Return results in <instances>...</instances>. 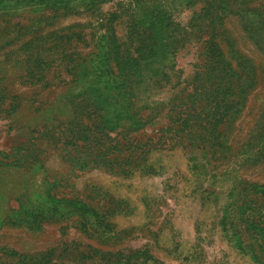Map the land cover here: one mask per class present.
I'll use <instances>...</instances> for the list:
<instances>
[{
    "label": "rangeland",
    "instance_id": "obj_1",
    "mask_svg": "<svg viewBox=\"0 0 264 264\" xmlns=\"http://www.w3.org/2000/svg\"><path fill=\"white\" fill-rule=\"evenodd\" d=\"M131 1L71 0L65 9L22 5L0 14V30L3 20L12 18L20 24L8 27L9 36L23 34L14 45L0 47V84L20 96L15 113L0 114V158L35 144L44 166L0 165V264H264V146L258 144L264 122V45L256 39L264 40V0H229L232 9L218 15L213 32L239 74L256 76L231 121L186 133L176 126L183 120L180 111L203 117L210 110L205 98L185 99L200 86L195 76L209 59L204 40L211 34L197 25L204 22L210 1L197 0L171 20L176 31L193 33L191 44L174 61H165L166 77L141 95V105L156 111L147 126L100 133L83 109L69 124L73 111L64 97L71 62L63 51L75 62L95 57L108 24L127 41ZM112 14L118 18L112 20ZM35 39L43 45L41 57L53 55L40 80L28 77L23 67L29 53L22 44ZM66 142L74 145L65 149ZM84 144L93 155L114 161L115 168L125 166L131 155L139 158L130 160L133 167L147 159L157 174L141 175L138 168L130 176L116 175L102 166L74 171V162L91 158L80 149ZM52 199H78L98 215L45 214L33 224L30 210H45V200Z\"/></svg>",
    "mask_w": 264,
    "mask_h": 264
},
{
    "label": "trees",
    "instance_id": "obj_2",
    "mask_svg": "<svg viewBox=\"0 0 264 264\" xmlns=\"http://www.w3.org/2000/svg\"><path fill=\"white\" fill-rule=\"evenodd\" d=\"M195 1L197 0H133L130 2L131 22L127 41L122 42L114 26L108 24L105 34L99 39V51L95 57L80 58L75 62V60H71L72 54L63 51L62 57L71 62L67 66L69 69L67 71L72 79L68 82L70 86L67 87L64 97L65 102H69L73 111L69 124H74L77 112L83 109L85 116L86 113H89V117L94 120L93 130L100 133L113 132L117 129L136 132L147 126L154 119L156 111L152 105H141V95L149 90L150 86L151 89H154L160 79L166 77L165 61L169 58L170 61H174L178 52L191 44L193 33L176 31L172 27L171 20L178 9L189 6ZM209 1V5L204 9V22L197 25L200 26L199 29H206L207 33L211 34L210 39L204 40L206 44L204 54L208 53L209 59L205 61L204 70L195 76V81L200 86L194 87L192 93H189L185 99L192 98L195 103L205 98L210 110L205 112L203 117L200 115L195 117L192 113H184L182 116L183 113L180 111L178 116L183 120L178 119L179 123L176 126L179 125L178 131L181 133H186L188 129L195 126L207 128V124L214 130L217 126L231 121L234 114L241 109L247 88L256 82L254 73H249L246 78H243L220 49V43L213 39V32L217 30L220 19L218 15L222 16L232 9L229 0ZM70 2L71 0H0V14L12 12L17 6L22 5H27L25 8L43 10L65 9ZM117 18V14H112V20ZM253 21L255 24H259V21H255V19ZM3 23H5V27L0 30V47L14 45L17 39L20 40L23 37V34L13 38L9 36L7 29L20 23L13 24L15 22L12 21V18L3 20ZM256 39L264 45L263 38ZM35 41H25L22 44V49L28 48L24 52L29 53L24 59L23 67L28 77H36L40 80L45 77L44 71L48 69H45L44 65L50 64L52 60L48 58H52L53 55L49 53L45 55V58L41 57L40 55H44V51H40L39 48H43V45H39V41ZM37 49L38 51L33 54L32 51ZM209 60L210 66L208 65ZM201 79L205 81V85L201 83ZM43 83H45L43 84L45 88L50 87L48 82ZM19 97L8 86L0 84V114L15 113L13 110L16 105L14 101L19 100ZM7 102L9 103L5 106ZM212 109L214 111L211 112ZM192 119H197L201 123H193ZM57 128L58 126H56ZM33 131H37V129L34 128ZM53 131L54 127L48 130L49 133ZM189 136L194 137L191 132L188 133ZM68 143L70 142H66L64 145L66 147L74 145V143ZM258 144L261 147L264 146V122ZM66 147L65 149H68ZM75 147L78 148V146ZM80 149L85 152L89 151L87 157L91 158L74 162V171L75 169L85 170L102 166L105 170L108 169L116 175L130 176L138 168H140L141 175L157 174V170L152 164H148L147 159L143 166L133 167L135 161L131 164L130 160L139 158L134 159L129 155L125 159V166L118 165L115 168L114 161L108 160L104 154L93 155L86 144L80 146ZM16 151L14 155L3 154V158H0V165L23 169L44 168L40 158L42 150L35 148V144L34 148L27 149L23 145ZM67 152L68 155L71 154V150H67ZM0 154L2 153L0 152ZM249 159L250 155L247 160ZM45 207V210L39 207L30 210L29 216L32 218L33 224L37 225L40 218L43 220L46 217L45 214L55 217V215H65L66 212L73 211L84 218L94 214L98 215L94 208L78 199L45 200ZM129 263L125 262L124 264Z\"/></svg>",
    "mask_w": 264,
    "mask_h": 264
}]
</instances>
